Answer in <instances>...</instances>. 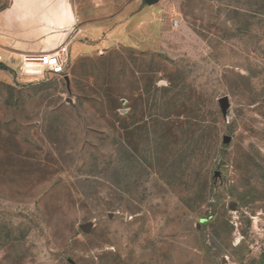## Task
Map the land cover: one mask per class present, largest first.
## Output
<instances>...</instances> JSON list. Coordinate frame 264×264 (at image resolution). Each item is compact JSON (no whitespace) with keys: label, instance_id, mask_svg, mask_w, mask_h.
Segmentation results:
<instances>
[{"label":"rangeland","instance_id":"1","mask_svg":"<svg viewBox=\"0 0 264 264\" xmlns=\"http://www.w3.org/2000/svg\"><path fill=\"white\" fill-rule=\"evenodd\" d=\"M33 35L69 67L0 49V264H264V0H0Z\"/></svg>","mask_w":264,"mask_h":264},{"label":"built area","instance_id":"2","mask_svg":"<svg viewBox=\"0 0 264 264\" xmlns=\"http://www.w3.org/2000/svg\"><path fill=\"white\" fill-rule=\"evenodd\" d=\"M21 65L23 73L29 77H39L46 73L65 76L69 67V46L62 45L55 51L25 55L21 58Z\"/></svg>","mask_w":264,"mask_h":264},{"label":"crops","instance_id":"3","mask_svg":"<svg viewBox=\"0 0 264 264\" xmlns=\"http://www.w3.org/2000/svg\"><path fill=\"white\" fill-rule=\"evenodd\" d=\"M45 8L47 9L44 1H40L37 3L31 2L30 3V9H28L27 13L31 14L33 16H36V15L41 16V15H44ZM17 10H19V7H17ZM46 16H48V15H46ZM52 16L55 19H58L59 21H63L62 20L63 15L59 11H56L54 14H52ZM37 38L38 37L36 35H33V37L28 36L26 38L25 42L21 41V42H18L16 45H13L12 48L16 49L17 51L8 50L6 48L5 49L0 48V49L4 53H6L5 57L9 58V59L14 58V55H16V57L21 59L22 57H24L25 55H28V54H37V53H42V52H49L50 51L49 49L43 48L44 40L42 38H41V40H38ZM8 54H10L11 56L8 57L9 56ZM69 56H70V49H69Z\"/></svg>","mask_w":264,"mask_h":264},{"label":"water","instance_id":"4","mask_svg":"<svg viewBox=\"0 0 264 264\" xmlns=\"http://www.w3.org/2000/svg\"><path fill=\"white\" fill-rule=\"evenodd\" d=\"M144 3H146L149 6L155 5L157 3H159L161 0H142ZM220 104H221V108L224 114L227 113L228 107H229V102H228V98L224 97L220 100ZM225 143H230L231 142V137L227 136L224 139ZM220 176V173H217V177ZM86 229V228H85Z\"/></svg>","mask_w":264,"mask_h":264}]
</instances>
